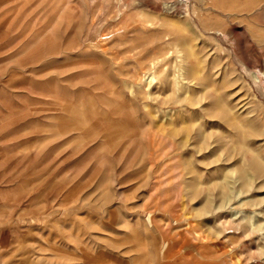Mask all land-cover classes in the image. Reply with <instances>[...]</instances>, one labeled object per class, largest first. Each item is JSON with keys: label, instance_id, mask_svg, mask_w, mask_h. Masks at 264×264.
<instances>
[{"label": "rangeland", "instance_id": "rangeland-1", "mask_svg": "<svg viewBox=\"0 0 264 264\" xmlns=\"http://www.w3.org/2000/svg\"><path fill=\"white\" fill-rule=\"evenodd\" d=\"M0 264H264V0H0Z\"/></svg>", "mask_w": 264, "mask_h": 264}]
</instances>
